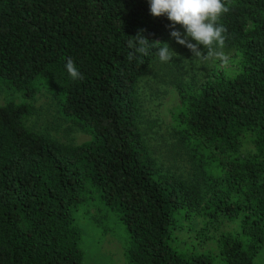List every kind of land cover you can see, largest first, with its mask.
<instances>
[{"label": "trees", "instance_id": "trees-1", "mask_svg": "<svg viewBox=\"0 0 264 264\" xmlns=\"http://www.w3.org/2000/svg\"><path fill=\"white\" fill-rule=\"evenodd\" d=\"M226 4L233 62L175 83L183 177L152 155L134 93L173 37L166 16L148 0H0V264H82L75 218L90 201L116 223L127 264H252L264 244V0ZM141 29L153 47L129 60ZM41 91L84 141L26 125Z\"/></svg>", "mask_w": 264, "mask_h": 264}, {"label": "rangeland", "instance_id": "rangeland-1", "mask_svg": "<svg viewBox=\"0 0 264 264\" xmlns=\"http://www.w3.org/2000/svg\"><path fill=\"white\" fill-rule=\"evenodd\" d=\"M168 44L175 50L176 56L165 63L155 53L138 77L134 93L139 110V127L152 155L160 166L185 177L188 169L185 155L169 133L170 110L177 103L175 83L180 81L197 84L210 69L228 67L233 59L232 52L226 47L223 51L228 57L227 62L220 59L201 61L193 58V53L186 46L177 43L174 37ZM201 49L206 54L202 46ZM7 98L0 93V104ZM11 99L17 102L20 97L13 94ZM30 103L34 109L27 118L26 125L33 131L46 133L61 143L68 144H78L87 138L85 132L57 113L44 92L35 94ZM75 220L81 229L84 250L82 264H127L123 257V237L113 218L100 204L88 202ZM252 264H264V244Z\"/></svg>", "mask_w": 264, "mask_h": 264}, {"label": "clouds", "instance_id": "clouds-1", "mask_svg": "<svg viewBox=\"0 0 264 264\" xmlns=\"http://www.w3.org/2000/svg\"><path fill=\"white\" fill-rule=\"evenodd\" d=\"M148 3L151 15L166 16L171 21V35L177 43L186 46L193 53V58L201 61L220 59L227 62L228 57L223 51L227 29L218 22L229 11L226 0H148ZM176 24L183 27V33L175 30ZM143 31L141 29L133 36L134 40L128 41L129 48L134 50L129 52V60L136 53L148 55L150 47H153ZM155 48L158 49L156 53L161 62L167 63L177 54L167 42H163L162 46L155 45ZM65 67L73 80L84 78L71 57L67 58Z\"/></svg>", "mask_w": 264, "mask_h": 264}]
</instances>
